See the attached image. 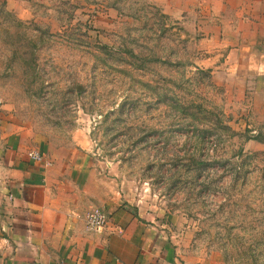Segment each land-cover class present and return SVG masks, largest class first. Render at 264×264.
Listing matches in <instances>:
<instances>
[{"label":"rangeland","instance_id":"374dc122","mask_svg":"<svg viewBox=\"0 0 264 264\" xmlns=\"http://www.w3.org/2000/svg\"><path fill=\"white\" fill-rule=\"evenodd\" d=\"M205 4L0 0V144L86 160L177 264H264V123L202 63Z\"/></svg>","mask_w":264,"mask_h":264},{"label":"crops","instance_id":"0c3cea01","mask_svg":"<svg viewBox=\"0 0 264 264\" xmlns=\"http://www.w3.org/2000/svg\"><path fill=\"white\" fill-rule=\"evenodd\" d=\"M205 2L202 63L226 80L239 79L264 123V0ZM29 151L0 144V264H177L159 224L143 221L145 213L104 189L101 172L85 169L86 160H52L38 149L39 162ZM93 206L110 217L100 233L86 228Z\"/></svg>","mask_w":264,"mask_h":264},{"label":"built area","instance_id":"2783aa9c","mask_svg":"<svg viewBox=\"0 0 264 264\" xmlns=\"http://www.w3.org/2000/svg\"><path fill=\"white\" fill-rule=\"evenodd\" d=\"M28 156L34 161H44V155L37 150L29 151ZM109 221V214L105 211V209L99 206L91 207L86 214V228L91 233L102 232L106 228Z\"/></svg>","mask_w":264,"mask_h":264}]
</instances>
